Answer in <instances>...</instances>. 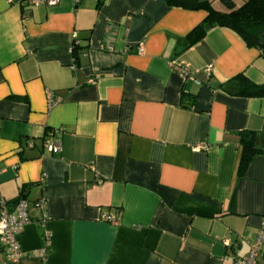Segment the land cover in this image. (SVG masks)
Here are the masks:
<instances>
[{
  "label": "crops",
  "instance_id": "0c3cea01",
  "mask_svg": "<svg viewBox=\"0 0 264 264\" xmlns=\"http://www.w3.org/2000/svg\"><path fill=\"white\" fill-rule=\"evenodd\" d=\"M205 16L166 0H0V194L29 203L19 264L248 253L264 229V151L241 170L239 135L264 149V97L235 95V77L264 84V56L221 26L189 45Z\"/></svg>",
  "mask_w": 264,
  "mask_h": 264
},
{
  "label": "trees",
  "instance_id": "16d2710c",
  "mask_svg": "<svg viewBox=\"0 0 264 264\" xmlns=\"http://www.w3.org/2000/svg\"><path fill=\"white\" fill-rule=\"evenodd\" d=\"M224 1L226 8L216 10L206 0H166L172 6L188 10L202 9L206 12L203 21L186 35L189 45L202 38L208 27L221 26L235 31L247 46L258 49L264 56V0H242L239 3H234L231 0ZM235 81L237 82L235 95L264 97V84H254L241 74L235 77ZM192 104L193 97L183 94L181 105L188 107ZM239 145L241 146V165H239L241 170L245 168L251 157L264 151L255 145L254 134L249 131L240 133Z\"/></svg>",
  "mask_w": 264,
  "mask_h": 264
},
{
  "label": "built area",
  "instance_id": "2783aa9c",
  "mask_svg": "<svg viewBox=\"0 0 264 264\" xmlns=\"http://www.w3.org/2000/svg\"><path fill=\"white\" fill-rule=\"evenodd\" d=\"M14 2L17 0H9ZM58 0H26L30 5H38L40 3L54 4ZM76 2L78 0H75ZM139 49L142 50V44ZM210 68H208L209 70ZM181 72L185 77L188 76V70L181 68ZM59 99H52L49 97V105H53L58 102ZM45 146L52 152L57 153L58 149L56 146L46 142ZM205 149V145L194 147L193 149ZM46 175L40 176L39 181L44 182ZM34 207L43 210L45 208V202L38 200L33 203ZM29 203L22 196H18L12 205L3 198L0 194V249L3 251L5 256V264H19L20 260L27 256V253L21 248L18 240V236L23 232L24 227L30 221L29 217ZM101 219L107 222L116 223L115 219L110 215L103 214ZM262 245H264V229H262L256 240L251 244L248 253L242 257L235 256L232 264H261V251ZM31 255H40V252H30Z\"/></svg>",
  "mask_w": 264,
  "mask_h": 264
}]
</instances>
